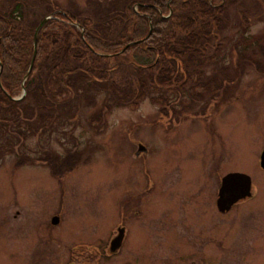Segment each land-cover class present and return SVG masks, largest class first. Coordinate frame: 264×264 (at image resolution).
I'll return each mask as SVG.
<instances>
[{"label": "rangeland", "instance_id": "374dc122", "mask_svg": "<svg viewBox=\"0 0 264 264\" xmlns=\"http://www.w3.org/2000/svg\"><path fill=\"white\" fill-rule=\"evenodd\" d=\"M37 1L25 0L30 20L42 14L44 4ZM54 1L62 8H90L88 0ZM98 1L103 6L112 2L117 5L122 0ZM9 2L0 0V7L7 8ZM252 3L246 2L248 6ZM259 8H253V12L260 18L250 16L246 31L254 42L257 37L264 39V3ZM235 13L233 9V22H239L241 28L243 24ZM229 33L235 36L230 28L223 35ZM263 39H259L262 45ZM229 48H225L227 61L231 58ZM261 58L264 66V55ZM263 66H230L235 80L228 83L226 91L217 93L220 100L212 99L202 111L207 101L195 94L200 101L188 105L178 119L160 113L158 103L145 99L136 106H114L104 114L103 124H89V118L101 106L99 95L95 107L82 108L75 125L47 136L49 140L45 136L42 141L35 137L25 141L24 152L32 157L39 151L43 154L40 145L60 157L72 149L71 155L76 146L75 154L80 158L67 172L53 175L50 165L40 159L17 164L19 151H1L0 264L100 263L104 258L89 260V256L107 250L123 215L127 217V234L114 261L143 264V259L154 251L150 249L149 230L154 228L158 236L154 241L159 247L156 253L163 252L168 238L164 228L170 220L173 228L179 225L183 191L198 194L207 188L218 163L220 171L223 167L250 176L255 189L254 197L230 214L238 216L241 211L252 210L255 219H260L262 213L263 220L264 171L258 165V154L264 148ZM208 68L206 77L211 74V66ZM139 144L147 152L136 156ZM63 165L67 167L68 163ZM54 215L60 218L57 225L50 222ZM227 223L220 222L221 236L242 234L239 219ZM170 245H176L175 241L171 240ZM260 251L264 254V247Z\"/></svg>", "mask_w": 264, "mask_h": 264}, {"label": "trees", "instance_id": "16d2710c", "mask_svg": "<svg viewBox=\"0 0 264 264\" xmlns=\"http://www.w3.org/2000/svg\"><path fill=\"white\" fill-rule=\"evenodd\" d=\"M9 1L0 7V152L19 151L17 164L40 159L53 175L77 164L76 146L73 155L68 156L71 149L60 157L40 145L43 154L32 157L24 152L25 141L75 125L82 108L95 107L99 95L101 106L89 124H103L114 106H136L145 99L178 119L200 101L195 94L207 101L202 111L212 99L220 100L217 93L235 80L230 66H263V38L254 42L246 31L250 16L260 18L253 8L260 10L264 0L250 6L248 0H122L103 6L88 0L89 9L38 0L42 14L32 20L25 0ZM233 9L241 28L233 22ZM46 15L51 17L37 34L27 75L34 31ZM228 28L235 36L223 35Z\"/></svg>", "mask_w": 264, "mask_h": 264}, {"label": "flooded vegetation", "instance_id": "af4514ba", "mask_svg": "<svg viewBox=\"0 0 264 264\" xmlns=\"http://www.w3.org/2000/svg\"><path fill=\"white\" fill-rule=\"evenodd\" d=\"M261 152L258 154V165L264 171L260 165ZM226 161L228 160H225L224 163ZM219 165L220 163L216 164L217 171H212L213 185L212 183L207 184L206 186L208 187L202 188L198 194H192L193 191L188 192L187 189L183 191L181 199L182 208L179 219H177L179 225L173 228L172 220H170L169 225L164 228V232L166 231L168 238L164 241L165 247L163 246V252L156 253L159 247L154 244V241L158 236L154 228L149 230L148 240L152 244V248L150 247V249L154 251L150 252L143 259V264H262V260L264 263V254L260 251V247H264V217H262V220V213L259 214L260 219H255L253 216L255 213L251 212L252 210L241 211L244 217L242 214L240 215L241 212L238 216L230 214L235 207L254 197L255 189L253 181L249 176V195L232 202L238 194L237 189L232 186L222 189V181L224 177L235 172L224 170L223 167L222 171H220ZM223 217L227 219L225 220ZM232 218L241 221L242 234L236 237L221 236V220L231 223ZM126 220L127 217L123 215L116 228V234L119 229L123 230L119 248L114 252L110 251L109 244L114 238L112 236L107 245V250L89 256V260L104 258V260H101L97 264L115 262V258L113 257H117L120 254L126 239ZM171 223L172 225H170ZM176 237L179 239V250ZM171 240L175 241L176 245H170ZM109 257L112 259H108ZM67 264L74 263L68 261ZM115 264L136 263L132 260H119Z\"/></svg>", "mask_w": 264, "mask_h": 264}, {"label": "water", "instance_id": "95a60500", "mask_svg": "<svg viewBox=\"0 0 264 264\" xmlns=\"http://www.w3.org/2000/svg\"><path fill=\"white\" fill-rule=\"evenodd\" d=\"M48 19H50V15L43 18L42 21L38 24V26L36 27V29L34 31V35H33L34 52H33V56L31 59V63H30L27 75L30 73L31 68L33 66V60H34L35 53H36L35 48H36L37 34H38L39 30L41 29V27L43 26V24ZM0 86H1V82H0ZM143 151H145V148L142 145H140L136 154L139 155V153H141ZM260 164H261L262 168L264 169V150L262 151L261 156H260ZM227 186H232V187H235L237 189L238 194L236 195V197L233 199L232 202L236 201L237 199L244 198L245 196L249 195V189H250L249 177L244 175V174L231 173V174L227 175L226 177H224V179L222 181V189H224ZM58 221H59V219L57 216L52 218L53 224H57ZM122 235H123V230L119 229L118 234L110 242V247H109L110 251L114 252L119 248V246L121 245Z\"/></svg>", "mask_w": 264, "mask_h": 264}]
</instances>
